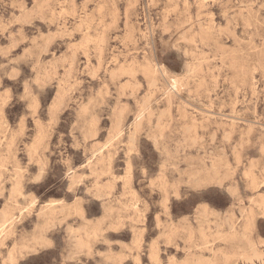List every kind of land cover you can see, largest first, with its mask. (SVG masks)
<instances>
[{
    "label": "rangeland",
    "instance_id": "1",
    "mask_svg": "<svg viewBox=\"0 0 264 264\" xmlns=\"http://www.w3.org/2000/svg\"><path fill=\"white\" fill-rule=\"evenodd\" d=\"M0 264H264V0H0Z\"/></svg>",
    "mask_w": 264,
    "mask_h": 264
},
{
    "label": "bare ground",
    "instance_id": "2",
    "mask_svg": "<svg viewBox=\"0 0 264 264\" xmlns=\"http://www.w3.org/2000/svg\"><path fill=\"white\" fill-rule=\"evenodd\" d=\"M174 8V7H173ZM74 12V11H73ZM211 14V13H210ZM113 16V15H112ZM83 21V20H82ZM190 23V22H189ZM202 24V23H201ZM103 30V29H102ZM102 38V37H101ZM96 41V40H95ZM101 41V40H100ZM92 42V41H91ZM73 45V44H72ZM86 49V48H85ZM126 55V54H125ZM86 58V57H85ZM117 58V57H116ZM88 61V60H87ZM100 61V60H99ZM198 80V79H197ZM254 80V79H253ZM176 84V83H175ZM172 87V86H171ZM173 90V88H172ZM168 104V103H167ZM221 107V106H220ZM144 109V108H143ZM164 111V110H163ZM208 117V116H207ZM211 118V116H209ZM190 127V126H189ZM5 136V135H4ZM133 137V136H132ZM38 143V142H37ZM34 147V146H33ZM35 151V150H34ZM36 152V151H35ZM239 157V156H238ZM240 158V157H239ZM238 160V159H237ZM260 186V185H259ZM256 189V188H255ZM259 206V205H258ZM260 207V206H259ZM250 213V212H249ZM10 219V218H9ZM234 228V227H233ZM246 234V233H245ZM254 249V248H253ZM263 254V253H262ZM261 260V259H260Z\"/></svg>",
    "mask_w": 264,
    "mask_h": 264
}]
</instances>
